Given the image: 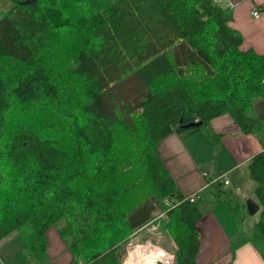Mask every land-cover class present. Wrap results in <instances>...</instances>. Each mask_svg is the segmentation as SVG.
<instances>
[{
	"label": "trees",
	"instance_id": "16d2710c",
	"mask_svg": "<svg viewBox=\"0 0 264 264\" xmlns=\"http://www.w3.org/2000/svg\"><path fill=\"white\" fill-rule=\"evenodd\" d=\"M231 19L215 0H3L0 241L17 233L41 261L60 226L70 264H123L159 211L175 264H196L199 199L179 190L158 145L229 115L264 146V55L241 47ZM248 168L259 218L231 252L250 241L264 257V150Z\"/></svg>",
	"mask_w": 264,
	"mask_h": 264
},
{
	"label": "crops",
	"instance_id": "0c3cea01",
	"mask_svg": "<svg viewBox=\"0 0 264 264\" xmlns=\"http://www.w3.org/2000/svg\"><path fill=\"white\" fill-rule=\"evenodd\" d=\"M219 3L229 9L231 27L242 34L241 47L245 50L252 48L264 55V0H220ZM257 10L259 13L255 16L253 13ZM254 111L264 124V100L257 102ZM263 150L259 139L254 134H244L229 115L216 117L206 129L187 136L173 132L158 145L161 159L183 194L198 195L200 204L202 191L209 187H214L215 191L219 188L220 195L225 192L226 196L244 201L246 208L242 211L247 210L248 199L257 202L252 196L254 182L249 176L248 166L252 158ZM222 157L226 158L225 166L218 163ZM205 174L210 179L220 178L218 183L222 185L218 187L217 183H210L212 180H208ZM245 187H249L246 191L248 199L240 197L244 195L242 191ZM234 221L225 209L221 215L217 210L212 212L209 205L206 207V213L202 212V218L197 223L199 250L195 256L196 264H264L262 253L250 241L241 244L235 254L231 253V243L236 244L241 238ZM255 224L243 236L250 237ZM53 231L50 228L47 232L49 245V236ZM65 250L62 243V251Z\"/></svg>",
	"mask_w": 264,
	"mask_h": 264
},
{
	"label": "rangeland",
	"instance_id": "374dc122",
	"mask_svg": "<svg viewBox=\"0 0 264 264\" xmlns=\"http://www.w3.org/2000/svg\"><path fill=\"white\" fill-rule=\"evenodd\" d=\"M2 1L0 0V11L2 9ZM6 5L8 6V1L6 2ZM204 133V132H200ZM225 159L224 157L221 158V160L218 162L220 165L225 166ZM227 162H230L227 160ZM203 168V167H201ZM205 168V167H204ZM207 170L211 169L210 167H206ZM203 171V169H201ZM213 173V172H212ZM206 175V174H205ZM209 175L207 174L206 177ZM208 180H214L210 179L208 177ZM221 181V180H220ZM210 183H216L217 181H209ZM224 189H227L224 187ZM249 189V187H245L243 189L242 194L240 197L242 199H248L246 191ZM215 189L214 187H209L205 191H202V199L200 201V207L202 212L206 213V207L209 205L211 207L212 212L214 210L219 211V214L222 215L223 209H225L229 214L230 217H232L234 222H236L238 226V231L240 232V236L247 235L251 230L255 222L259 218V213H256L254 215L248 214L247 210L242 211L239 208H236L232 211V205L230 202L227 201L228 196H226L225 192L221 195H214ZM168 204V201H166ZM155 216L158 215V218H163L166 216H162L163 213L156 211L154 213ZM152 221L149 225L142 228L140 231H138L131 239V241L123 248V251H121V259L124 264V256L130 251L134 250V248L137 245H143L147 241L152 242L153 244L159 246L164 251L168 252L170 255V258L167 262L161 260H150L149 263L151 264H175L176 258L174 256L175 252L177 251V247L175 246V243L173 242L172 238L170 237L168 231L162 226V224H158V220ZM60 227V226H59ZM59 227L53 226L51 227L55 231H53L49 238H50V245L47 249V256L44 260L36 261L34 259H30L27 255V252L24 250V240L23 238L18 235L17 233H14L4 240L0 241V256L2 257V260L5 264H69L71 260V253L68 250L66 240L61 236L59 232ZM62 243L65 244L66 250L62 251ZM232 245L229 248V250H232ZM232 253V252H231ZM173 256V258H172ZM165 262V263H164ZM138 264H143V262L138 259Z\"/></svg>",
	"mask_w": 264,
	"mask_h": 264
},
{
	"label": "bare ground",
	"instance_id": "6f19581e",
	"mask_svg": "<svg viewBox=\"0 0 264 264\" xmlns=\"http://www.w3.org/2000/svg\"><path fill=\"white\" fill-rule=\"evenodd\" d=\"M214 179L212 181H215ZM218 182V181H217ZM193 196H197L196 194H192ZM164 214V213H163ZM163 216V215H162ZM128 264H138L137 261L140 259L143 264H151L150 260H161V262H167L170 258L168 252L161 249L159 246L153 244L150 241H147L143 245H137L134 250L130 251ZM164 262V263H165Z\"/></svg>",
	"mask_w": 264,
	"mask_h": 264
},
{
	"label": "water",
	"instance_id": "95a60500",
	"mask_svg": "<svg viewBox=\"0 0 264 264\" xmlns=\"http://www.w3.org/2000/svg\"><path fill=\"white\" fill-rule=\"evenodd\" d=\"M201 124H202L201 122H193V123L186 125V127H198ZM246 204H247V210H248L250 215H254L259 210L258 203L256 201H254L253 199H248L246 201Z\"/></svg>",
	"mask_w": 264,
	"mask_h": 264
},
{
	"label": "built area",
	"instance_id": "2783aa9c",
	"mask_svg": "<svg viewBox=\"0 0 264 264\" xmlns=\"http://www.w3.org/2000/svg\"><path fill=\"white\" fill-rule=\"evenodd\" d=\"M215 1H217L218 3L220 2V0H215ZM258 10L257 11H254V15L255 16H258ZM221 179L220 178H217V180H215V181H220ZM188 199L191 201V202H195V201H197L198 200V195L195 197V196H193V195H188ZM172 258H173V256H172Z\"/></svg>",
	"mask_w": 264,
	"mask_h": 264
}]
</instances>
